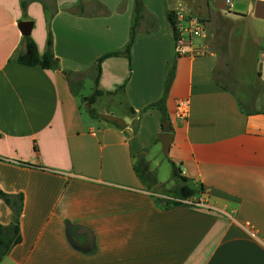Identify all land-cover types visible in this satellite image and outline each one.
I'll return each instance as SVG.
<instances>
[{
    "label": "crops",
    "instance_id": "0c3cea01",
    "mask_svg": "<svg viewBox=\"0 0 264 264\" xmlns=\"http://www.w3.org/2000/svg\"><path fill=\"white\" fill-rule=\"evenodd\" d=\"M163 2L142 0L130 60L101 63L98 89L113 97L123 86L117 116L129 118V134L104 119L85 121L73 84L86 74L94 80L97 58L123 48L134 1L0 0V190L23 195L21 240L0 264H264V106H242L229 87L240 80L225 58L234 42L264 46V0ZM173 4L205 22L207 51L185 43L190 52L175 57L166 20ZM44 6L56 10L50 30L58 70L11 61L23 50L20 21L32 22L29 36L44 53ZM174 57L165 103L173 135L168 162L179 167L178 187L194 185L189 199L199 206L157 203L173 197L147 191L132 167L135 154L147 157L160 146L158 134L168 132L160 113L146 107L163 94ZM263 62L256 71L262 90ZM157 166L150 170L160 187ZM12 215L0 199V223ZM80 228L92 233L91 244Z\"/></svg>",
    "mask_w": 264,
    "mask_h": 264
},
{
    "label": "trees",
    "instance_id": "16d2710c",
    "mask_svg": "<svg viewBox=\"0 0 264 264\" xmlns=\"http://www.w3.org/2000/svg\"><path fill=\"white\" fill-rule=\"evenodd\" d=\"M133 1L135 3V10L133 11L132 14L129 37L127 42L125 43L122 49L103 53L97 58V60L94 63L93 69L95 72L94 75L95 90L94 93L86 99L90 105H92L96 101V98L103 95V92L100 89H98V79L101 73V63L103 62V60L114 56H124L128 60H130L131 58V47L137 37L138 26L140 23V19L142 18V13L144 12V7L141 0H133ZM26 6H27L26 2L21 3V8L24 13ZM43 9L45 12V21H46V30H47L44 53L42 55L38 54L36 44L31 36H22L21 45L23 46V50L18 51L16 55L13 58H11V61L26 66H36L42 69L58 70L59 63L53 53V37H52V32L50 30V22L53 17V13L56 10H54L55 8L53 9L47 6H44ZM47 9H51L50 13L46 12ZM166 20L172 34L173 42H175V37H176L175 16L173 9H166ZM177 56L178 55L175 52V57ZM175 57L169 63V67L167 71V79L165 82L163 94L156 102L146 107V108L156 109L161 115L162 123L169 121V117L166 112L165 103L167 99L166 97H167L168 88L170 86V83L174 75ZM68 74H69L68 72H65V75L68 76ZM120 92L121 93L123 92V86L118 87L113 93H109V94L115 95ZM241 110H244L242 106H241ZM88 111L92 118L102 119L99 116V113L95 111L93 108H88ZM128 114L131 116L135 115V111L132 108H129ZM112 124L118 128H121L115 123ZM161 130L172 132L171 126L165 128L164 125H161ZM133 132H135V129H133ZM132 167L135 175L143 184L145 189L147 191L155 192V190L158 188L157 179L150 170L149 161L146 159L145 152L137 153L133 156ZM171 167H172V177L179 176L180 173L178 171L177 165L171 162ZM195 192H196L195 189L184 184L174 189L173 194L171 195L168 194L169 196H172L173 199L155 198V201L157 203L165 202L167 205H177L179 204L180 200L189 199L195 194ZM0 199L6 205H8L13 212L12 220L8 225H3L2 223H0V261H1V259L5 255H7L11 251V249L21 240L20 232H19V217L22 207L23 195L22 194L10 195L0 190Z\"/></svg>",
    "mask_w": 264,
    "mask_h": 264
},
{
    "label": "rangeland",
    "instance_id": "374dc122",
    "mask_svg": "<svg viewBox=\"0 0 264 264\" xmlns=\"http://www.w3.org/2000/svg\"><path fill=\"white\" fill-rule=\"evenodd\" d=\"M163 1V4H165L167 7V0ZM173 7L176 8L174 4ZM50 11L51 9H47L46 12L50 13ZM205 40L206 39L201 38L196 39V41L199 42H204ZM236 45H238L237 42L230 44L228 54L225 55V58L227 57L226 59L228 60L227 64L228 68L230 69V74L240 81L229 84V87L232 89V91H234L237 97L241 99L243 107H263L264 90H262L260 82H258L259 78L256 75V71L259 72L260 63L263 61L264 46L260 48L248 45L247 40L242 42L240 45L241 47ZM86 75H84V79L80 84H73V93L76 97L83 119L85 121H89L91 118L88 108H93L99 113L103 109H107L112 111L114 116L119 117L117 115L121 113L124 103L122 102V95L120 93V95L116 94L113 97L102 95L96 98V101L90 105L86 99L94 93L95 84L92 77L88 74ZM250 94L254 99H257L254 104L248 103L246 101L248 99L247 96H250ZM156 143L158 144V141ZM155 150L151 151L146 158L151 159V161H149L150 168L155 166V164L158 165L155 167L157 169L156 172L158 180L164 183L156 190L164 191L166 194L171 195L173 194L174 189H176L178 185L182 183V181L178 178V176L172 177V167L168 162V156L162 154L161 147L157 145ZM187 185L191 188L194 187V185L191 183H188Z\"/></svg>",
    "mask_w": 264,
    "mask_h": 264
},
{
    "label": "built area",
    "instance_id": "2783aa9c",
    "mask_svg": "<svg viewBox=\"0 0 264 264\" xmlns=\"http://www.w3.org/2000/svg\"><path fill=\"white\" fill-rule=\"evenodd\" d=\"M228 3L229 0H226ZM174 10L175 16V52L177 55H185L189 50H186L184 44L187 43L190 47L194 46L199 48V53L207 51L205 44L201 41H196L197 38L206 39L209 36L205 22L197 15L188 12L184 7L179 6ZM264 59V56H263ZM177 114L179 117H183L186 114V103L180 102L177 104ZM183 203L191 206L201 205L199 202L185 199Z\"/></svg>",
    "mask_w": 264,
    "mask_h": 264
},
{
    "label": "water",
    "instance_id": "95a60500",
    "mask_svg": "<svg viewBox=\"0 0 264 264\" xmlns=\"http://www.w3.org/2000/svg\"><path fill=\"white\" fill-rule=\"evenodd\" d=\"M167 4H170V0H167ZM170 8H171V6L169 5V9ZM31 27H32L31 21H20L18 23V28L21 32V35H23V36H29L30 31H31ZM99 116L108 122H113V123L117 124L118 126L125 128V131L127 133H129V134L131 133L130 130L128 128H126L128 122H129V118H127V117H116V116L109 114V113H99ZM163 125L167 127V126H169V122H164ZM172 138H173V135H172V133H169V132H161L158 134L157 140L160 143L162 154H164V155L168 154ZM79 232L86 235L88 242L90 244L93 242V235L89 230H87L85 228H80ZM65 236L68 239V241L71 243V245L74 246L75 243H74V237L71 233V225L68 223L66 224Z\"/></svg>",
    "mask_w": 264,
    "mask_h": 264
}]
</instances>
